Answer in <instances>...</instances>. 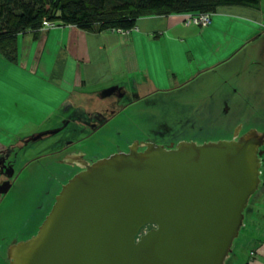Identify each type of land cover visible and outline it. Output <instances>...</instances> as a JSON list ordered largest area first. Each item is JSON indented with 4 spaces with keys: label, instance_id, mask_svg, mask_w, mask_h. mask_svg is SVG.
Instances as JSON below:
<instances>
[{
    "label": "water",
    "instance_id": "obj_1",
    "mask_svg": "<svg viewBox=\"0 0 264 264\" xmlns=\"http://www.w3.org/2000/svg\"><path fill=\"white\" fill-rule=\"evenodd\" d=\"M142 146L74 176L13 264H226L261 184L264 133Z\"/></svg>",
    "mask_w": 264,
    "mask_h": 264
},
{
    "label": "rangeland",
    "instance_id": "obj_2",
    "mask_svg": "<svg viewBox=\"0 0 264 264\" xmlns=\"http://www.w3.org/2000/svg\"><path fill=\"white\" fill-rule=\"evenodd\" d=\"M260 8L264 10V0H261ZM245 35L242 30L241 33L230 31L224 44L219 45L225 47L227 44V51L231 52ZM257 45V52L250 58L243 55L245 58L241 56L224 67H218L211 77L201 75L189 86L195 92L190 99L178 98L184 91L158 99H141L94 134L90 128L74 122L72 111L56 114L52 109L59 105L53 103L38 104L39 109L43 108L37 111L38 119H30L33 114L30 104H35L31 98L35 96L32 89L19 92L6 83L16 72L14 63L4 57L3 62L0 60V92L17 99H0V122L4 121L5 129L1 139L13 144L20 138L27 140L33 134L46 136L24 148L21 144H14L13 150L4 155L0 152V156L11 158L10 161L16 164V173L21 176L17 189L0 208L1 235L5 236L7 232L9 238L31 239L38 234L63 187L77 174L78 169L64 165V154H59L69 143H73L70 151L84 153L88 160L98 161L146 141L165 147L182 142L203 145L230 141L252 129L264 133V52L260 41ZM31 80L24 77L22 84H29ZM74 100L86 107L80 109L81 112L94 113L102 106L94 105L95 101L90 99ZM130 101L131 97L121 99L120 104ZM20 111H27V116L18 117ZM58 129L57 133L48 136L47 133ZM253 212L264 217V193L256 192L250 198L236 244L254 229L257 219Z\"/></svg>",
    "mask_w": 264,
    "mask_h": 264
},
{
    "label": "crops",
    "instance_id": "obj_3",
    "mask_svg": "<svg viewBox=\"0 0 264 264\" xmlns=\"http://www.w3.org/2000/svg\"><path fill=\"white\" fill-rule=\"evenodd\" d=\"M186 18L187 14L143 17L125 32L98 33L58 25L44 28L38 35L25 34L18 40L14 63V72L18 75L9 72L11 80L6 83L19 92L32 89L35 97L31 99L35 104H30L33 113L30 119H38L37 111L43 109L39 105L47 103L59 105L52 109L56 114L86 108L74 99L98 103L96 99L131 97L135 104L141 99H158L181 91L184 92L178 98L190 99L195 92L189 86L201 75L211 77L218 67L241 56L245 58L243 55L250 58L258 42H263L264 10L260 4L257 7L221 6L205 28L187 25ZM234 30L238 33L242 30L246 35L228 52V45L223 47L219 43L224 44L229 32ZM237 47L241 48L235 51ZM261 49L264 52V45ZM4 57L0 53L1 62ZM24 77L32 79L29 84H22ZM113 88L116 91L107 94ZM0 99L17 98L0 92ZM17 115L22 118L27 116V111ZM3 124L1 121L0 152L22 141L20 138L12 144L1 139L5 133ZM256 214L252 213L257 219L254 229L244 234L242 242L234 243L226 264H264V217Z\"/></svg>",
    "mask_w": 264,
    "mask_h": 264
},
{
    "label": "trees",
    "instance_id": "obj_4",
    "mask_svg": "<svg viewBox=\"0 0 264 264\" xmlns=\"http://www.w3.org/2000/svg\"><path fill=\"white\" fill-rule=\"evenodd\" d=\"M261 0H0V53L15 63L21 36L44 22L90 32L128 31L143 17L213 14L221 6H259ZM84 108V107H83Z\"/></svg>",
    "mask_w": 264,
    "mask_h": 264
},
{
    "label": "flooded vegetation",
    "instance_id": "obj_5",
    "mask_svg": "<svg viewBox=\"0 0 264 264\" xmlns=\"http://www.w3.org/2000/svg\"><path fill=\"white\" fill-rule=\"evenodd\" d=\"M262 41H263L262 45H264V38ZM120 101L121 99H104L102 102L98 100V103L96 102L94 105H102V106L100 107V111L95 110L94 113L86 112V110H83L81 112L78 108H75L73 111V117H74L73 120L78 125L82 126L83 128H86V127L90 128L91 134H94L100 128L106 125L109 121H111L113 117L117 116L118 113H121L125 108H128L129 106L134 104L132 103L133 101H130L128 104L121 105ZM105 115H107L108 117H104ZM58 131L59 129L55 131H51L47 134L49 136L51 134L57 133ZM45 136L46 135L33 134L30 137H28L27 140L23 139L22 142L20 143L17 142V145L21 144V147L24 148L26 145L28 146V144H30L32 141L40 140L44 138ZM147 142L154 143L151 141L137 143L135 145L130 146L126 152H129L130 148H137V147H139L138 148L139 151H142L145 149L143 148L142 145ZM72 146H73V143L67 144L63 148L62 151H59V154H64L62 158L64 165H67L70 168L78 169L77 174L83 171V169L87 165L97 162V161L88 160L86 156L84 155V153L70 151ZM176 146L177 145L172 144V145H168L167 147L165 146L164 147L165 148H175ZM11 147L4 150L3 155L6 152L9 153L10 151H12L13 149ZM15 150H18V149H15ZM19 150L21 151V149ZM260 153L261 155L259 156V158H260V164H261V167H260L261 184L257 192L264 193V146L260 148ZM4 157L0 156V208L4 205L8 196L17 189L19 181L21 179L20 173L19 174L16 173V169H15L16 164L10 161L11 158L7 159V157L6 158ZM28 164H29L28 162L25 164V168L28 166ZM5 191L7 192L4 193ZM25 224H28V223H25ZM1 234L2 232L0 233V258L2 261L0 264H13L15 261L13 258V252L15 251V249L19 247V245L22 242L28 241L30 239H27V238L20 239L19 238L20 236H14V237L9 238V234H7V232L5 236Z\"/></svg>",
    "mask_w": 264,
    "mask_h": 264
},
{
    "label": "built area",
    "instance_id": "obj_6",
    "mask_svg": "<svg viewBox=\"0 0 264 264\" xmlns=\"http://www.w3.org/2000/svg\"><path fill=\"white\" fill-rule=\"evenodd\" d=\"M213 14H199V15H195V14H189L187 15V18L185 20V23L187 25H196V26H200L202 28L208 27L211 23V19H212ZM58 27V25H55L53 23L50 22H44L43 28H47V29H52V28H56ZM125 32V31H123Z\"/></svg>",
    "mask_w": 264,
    "mask_h": 264
},
{
    "label": "bare ground",
    "instance_id": "obj_7",
    "mask_svg": "<svg viewBox=\"0 0 264 264\" xmlns=\"http://www.w3.org/2000/svg\"><path fill=\"white\" fill-rule=\"evenodd\" d=\"M16 250V249H15ZM14 251V250H13ZM15 252V251H14ZM14 252H13V254H14Z\"/></svg>",
    "mask_w": 264,
    "mask_h": 264
}]
</instances>
